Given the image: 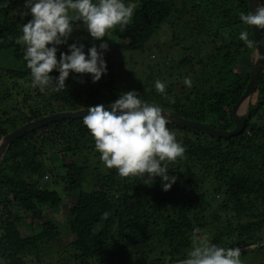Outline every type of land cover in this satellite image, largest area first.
Here are the masks:
<instances>
[{"label":"trees","instance_id":"1","mask_svg":"<svg viewBox=\"0 0 264 264\" xmlns=\"http://www.w3.org/2000/svg\"><path fill=\"white\" fill-rule=\"evenodd\" d=\"M125 3L134 9L130 23L123 30L119 25L108 30L117 39V50L144 53L146 45L171 24L170 40L172 43L177 40L174 46L185 54L174 61V49L160 45V65L149 69L151 73L159 72L156 77L165 83V93L155 90L156 79L147 71L129 86L125 80L128 78L116 71L115 62L105 58L107 74L90 86L96 88L95 99L91 101L97 103L89 106L108 105L123 90H136L143 100L175 116L232 130L235 126L232 108L246 90L254 61L252 26L239 19L240 12L249 11V1L125 0ZM0 5H3L0 6V140L30 121L88 108L82 104L83 88L74 75L68 77L65 89L59 92L38 91L35 97L29 94L30 70L23 58V46L15 43L27 22L13 16L15 11L25 10L19 9L17 0L10 3L0 0ZM72 24L73 29L84 28L80 20ZM241 30H247L253 47L239 39ZM50 75L58 73L54 70ZM127 77L131 79L130 72ZM185 77H191L190 88L183 83ZM120 79L126 84L122 83V88L118 84ZM15 87L20 90L18 97L13 94ZM247 115L242 132L230 139L213 138L167 123L166 127L185 148L182 158L168 163L169 174L178 177L168 191L162 190L159 178L151 185V181L139 177H121L115 168H102L100 163L96 168H90L86 160L82 164L72 160L67 163V157L79 156L86 147L95 150L94 139L83 119L56 121L18 139L8 149L0 167V264H26L24 252H40L41 246L67 234L75 238L64 249L66 256H58L55 262L52 258L37 257L35 263L178 264L194 245V231L221 247L246 243L264 248V70L251 96ZM48 150L59 153L52 159L62 162L66 168L62 177L68 191L78 196L69 208L66 225L55 221L66 203L64 193L43 182L55 172L52 184H58L57 168L46 170L47 161L42 159L43 152ZM88 175L90 181L86 179ZM205 177L218 181L213 192L223 194L225 209L232 207L245 223L231 227L226 233L214 234L202 216L198 213L191 216L194 210L203 212L210 205L208 199L214 198L205 185ZM85 184L89 191L82 189ZM35 221L41 225L34 226Z\"/></svg>","mask_w":264,"mask_h":264},{"label":"clouds","instance_id":"2","mask_svg":"<svg viewBox=\"0 0 264 264\" xmlns=\"http://www.w3.org/2000/svg\"><path fill=\"white\" fill-rule=\"evenodd\" d=\"M24 7L27 9L25 15L30 14L31 19L23 24L22 34L15 43L23 46L31 85L38 87L41 93L65 89L70 73L90 74L92 83L107 74L105 52L108 43L102 41L99 48L93 45L87 53L83 43L68 44L73 20L82 21L90 37L101 40L117 25L123 30L134 13L125 0H24ZM70 11L77 15L70 16ZM239 19L244 25L264 30V0H257L255 11L240 12ZM239 39L253 47L247 30L239 32ZM61 45H67V53L60 51ZM257 59L264 57L258 55ZM54 70L57 76L50 75ZM183 83L190 88L191 77H185ZM154 88L158 93H165L166 85L156 80ZM167 123L168 117L162 107L143 100L136 90L121 92L107 106H89L83 116V124L93 137L95 149L106 168H115L121 177L151 181V185L159 178L163 191L170 190L178 179L169 174L168 163L182 158L185 152L175 133L166 127ZM194 240L193 247L178 264H242L239 247L244 244L221 247L195 231Z\"/></svg>","mask_w":264,"mask_h":264},{"label":"rangeland","instance_id":"3","mask_svg":"<svg viewBox=\"0 0 264 264\" xmlns=\"http://www.w3.org/2000/svg\"><path fill=\"white\" fill-rule=\"evenodd\" d=\"M15 0H6L7 3L13 2ZM18 2H20L19 5V9H24V12H20V11H15L13 16L16 17H20L22 18L25 22H28L31 19V15H25V12L27 11V9H25L24 5V0H17ZM23 3V5H22ZM70 16H76L77 14L74 11H70L69 12ZM2 15H0L1 17ZM74 21V20H73ZM173 25L171 24H167L162 32L155 38H153L147 45H146V49L144 53H122L120 50H117V39L114 38V36L110 33H106V36L101 38V40H94L93 38L90 37V35L88 34L86 28H76L73 29V32L71 34V36L68 39V44L71 43H83L85 45V53H87V49L93 45H96L97 48H99V44L104 41L107 42L109 45L108 50L105 52V58H109L111 61L115 62L116 65V71L119 72L120 74L123 73L124 75V79L125 77L128 79L126 80V83H129V86H132L135 81H137L138 79H142L144 76V72L143 71H147L149 73V75L153 76L152 78H155L156 80L162 79L159 78L157 79V75H159V72L157 73L156 71L151 73V69H149V67L151 66H159L160 65V45L163 44V48L166 49L167 47H171L174 49L173 54H174V61H178L180 60L185 52L183 50H181L180 47L178 46H174L177 43V40L174 41V43L171 42V30L173 29L172 27ZM60 51H63L65 53H67L68 48L67 45H61L59 46ZM120 51V52H119ZM172 54V56H173ZM2 54H0L1 56ZM171 56V57H172ZM57 58L59 59V52L57 53ZM173 58V57H172ZM163 60V59H162ZM157 69V68H156ZM244 70V69H242ZM130 72V80L129 77H127V73ZM72 75H74L75 80L77 79V83L78 85H81V87L83 88V94L84 96L81 97L82 100V104H86L89 106L96 104V100L95 101H91V98H94V90L93 88H90V86H92V81H91V77L90 74H73L70 73L69 76L72 77ZM76 75V76H75ZM68 81V78L66 79ZM155 80V81H156ZM83 81V82H81ZM80 82V83H79ZM120 82V83H119ZM118 82V84L120 85V87L122 88L123 85H126L124 82L120 81ZM29 86V85H26ZM10 87H13V82L10 84ZM39 88H34L31 87L29 94L32 97H35L38 94ZM125 90H123L122 92H124ZM129 91V90H127ZM17 92H20V90L15 87L13 90V94L16 96ZM74 95L79 94L76 92H73ZM93 93V95H92ZM87 95H89V97H86ZM18 97V96H16ZM95 99V98H94ZM32 102V101H31ZM11 106V104H9ZM0 108L1 104H0ZM87 108V107H86ZM226 116H224L225 118ZM223 118V115H222ZM59 152V151H56ZM59 155V153H54L51 151H44L42 154V159L47 161L45 164L46 170H50L53 168H57V181L58 184H52V181H54L55 178V172L48 174V179H44L43 182H46V185H48V187L50 186V188H55L58 191H62L63 197L66 200V203L64 204V207L61 209L60 213L55 216L56 220L60 222L61 225H66L68 218H69V208L74 205L77 201V193L76 192H69V186L66 185V179H64V177H62L65 173H66V168L63 167L62 162H57L55 160L52 159L53 158H57ZM5 157V156H4ZM87 157V158H85ZM67 163H69L70 160H72L73 162H77L79 164H82L85 160L86 162L89 164L90 168H96V164L100 163V167L102 168H106L104 166V164L102 163V161L100 160V153L95 149V150H91L89 147H86L84 149H82V151L80 152V155H74L73 157H67L66 158ZM4 160L1 164V166L3 165ZM0 166V167H1ZM87 181H90L91 175L87 176ZM60 182V183H59ZM218 184V181H214L211 177H205V185L208 187V189L212 192L211 195L214 196V198H209L208 201L210 202L209 206H206L205 210L203 212H196V210L191 212V216L193 217L194 214H199L200 216H202L204 218V223H208V225L210 226V228L212 229V231L214 232V234L216 232H222V233H226L228 232V230L232 227V228H238L241 224L245 223L244 221H242L239 216L238 213L236 211H234L232 209V205H230V209L226 210L225 209V197L223 194H221L220 192H213V187L216 186ZM83 190H87L89 191L90 188L88 187V185H83L82 187ZM204 192V189H202L201 195H203L202 193ZM71 193V194H70ZM215 216H218V218H216ZM45 217V216H44ZM30 221V219H28ZM45 220H48V218H46ZM40 226L41 223L38 221L34 222V226ZM22 228V227H21ZM99 228L101 229V226H99ZM204 233H206L205 231H202ZM211 238V236H209ZM74 236L71 234H67L65 236L59 237L58 239H56L52 244L48 245V246H41L40 248V252L36 251V250H30V251H26L23 254H25V256H23L25 258V263L26 264H40L41 262H36L35 260L38 258H40V260L46 259V260H50L52 258L53 262L56 261V258L62 257V256H66V252H65V248L66 246L72 241L74 240ZM212 239V238H211ZM195 241V240H194ZM196 242V241H195ZM194 242V243H195ZM193 243V244H194ZM245 246H240V250H241V261L242 264H264V248L259 249V246H261L260 244H255L256 247L252 248L249 247V245H246V243H244ZM253 245V244H251ZM263 245V244H262ZM264 247V245H263ZM70 250V249H68ZM133 258V262L136 261V259L134 257ZM153 259V257H150ZM151 259V260H152ZM43 264H47V261H44ZM58 264H63V262H59ZM138 264H142L141 262H139Z\"/></svg>","mask_w":264,"mask_h":264},{"label":"water","instance_id":"4","mask_svg":"<svg viewBox=\"0 0 264 264\" xmlns=\"http://www.w3.org/2000/svg\"><path fill=\"white\" fill-rule=\"evenodd\" d=\"M248 1L249 10L255 11L257 0ZM252 30L255 45L254 61L246 90L232 108V116L235 123L234 128L228 131L220 130L207 124L195 122L185 117L175 116L163 110V113L168 117V124L176 125L190 131L201 132L207 136L218 139H230L242 132L243 127L247 121V112L251 96L259 86L260 78L264 70V59H257L258 55L264 57L263 30L259 29L256 26H252ZM86 110L87 108L76 111H63L52 115H47L42 118L30 121L19 127L18 129L8 133L0 140V166L10 146L18 139L27 136L36 129H39L56 121L83 119V116L86 115Z\"/></svg>","mask_w":264,"mask_h":264},{"label":"built area","instance_id":"5","mask_svg":"<svg viewBox=\"0 0 264 264\" xmlns=\"http://www.w3.org/2000/svg\"><path fill=\"white\" fill-rule=\"evenodd\" d=\"M243 247V246H242Z\"/></svg>","mask_w":264,"mask_h":264}]
</instances>
